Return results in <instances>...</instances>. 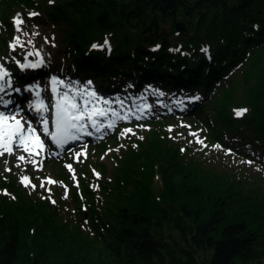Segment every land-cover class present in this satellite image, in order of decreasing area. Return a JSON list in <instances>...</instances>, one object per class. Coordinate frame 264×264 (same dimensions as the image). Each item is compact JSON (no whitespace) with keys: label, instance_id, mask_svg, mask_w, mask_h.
<instances>
[{"label":"trees","instance_id":"16d2710c","mask_svg":"<svg viewBox=\"0 0 264 264\" xmlns=\"http://www.w3.org/2000/svg\"><path fill=\"white\" fill-rule=\"evenodd\" d=\"M18 7L66 24L77 72L91 73L102 89L121 77L137 86L201 88L206 96L217 89L199 109L208 137L223 142L228 132L238 133L264 156V0H3L2 31L12 30ZM108 36L109 50L93 47ZM9 51L0 32V53ZM238 67L241 82L218 85ZM236 108L248 114L239 120ZM129 146L115 153L109 179L108 166L91 162L103 172L102 200L81 177L82 210L73 189L72 210L78 224L87 220L84 233L69 221L57 223L43 202L0 195V264H264V176L193 164L161 127ZM83 172L92 176L89 166ZM17 186L10 174L0 177V188ZM97 245L100 255L92 256Z\"/></svg>","mask_w":264,"mask_h":264},{"label":"rangeland","instance_id":"374dc122","mask_svg":"<svg viewBox=\"0 0 264 264\" xmlns=\"http://www.w3.org/2000/svg\"><path fill=\"white\" fill-rule=\"evenodd\" d=\"M1 1L3 0H0V2ZM16 11V15H12L13 17L9 20L12 23V30H10L9 33L7 31H2V34L8 38V44L10 43L11 47L9 53L0 55V63L9 73V78L6 79L5 83L10 79L11 84L15 83V85L13 84V89L19 88L22 90L23 82H21L22 84L20 83V80L17 77L18 72L15 69L20 68V65L27 61L33 63L36 61L37 57L42 56L45 61L42 69L35 72L29 70L25 75L30 77L29 85L39 86L40 84V87L45 88L47 92L45 100L47 102L50 103L49 95L52 87L51 81L55 78L64 81L65 85L69 82H73V91L84 93L85 98L87 97V92L95 91L101 100L111 101V111H115L126 118H116L113 121L115 127L103 132L102 138L101 134H99L96 138L87 139L82 143L70 146L63 152L54 149L50 143L46 142L44 150L39 156L28 157V155L23 153L22 150L15 149L14 155L10 156L5 154L3 157H0V177L5 175L6 172H10L6 171V169H11V171H13V176L18 183H21V178L23 176L30 178V185L28 187H2L0 188V195L9 197L12 200H19V197L23 196L27 200L43 202L47 205L48 211L55 213V220L57 223L60 224L69 221L71 224H77L78 231L84 233L86 221L84 225L76 222L74 212L71 209V200L73 197L72 190L60 179V177H58V174L63 173L70 176L73 183H75L74 185L79 187L78 180L81 176L79 169H83L84 165H89L87 158L90 157L89 153H92L97 157L99 162L108 166L109 172L106 173V176L107 179H109L111 171L117 167L114 165V153L119 148H121V150L125 149V147L127 148V141H133L135 138L137 139L135 144L137 147L138 141H143L146 137L150 136L152 129L159 127L166 132L169 144H174V146L177 147L178 153L180 154L183 152L187 160L191 161L193 164L198 161L202 165H209L215 168L217 174L223 172L229 174L233 173L234 176L248 177L252 180L257 179L255 176L261 175L262 177L264 175V167L260 166L262 165L260 163L264 162L261 151L254 157L255 160L257 159L256 161L248 160L246 158L241 159V157L238 158L236 157V152L230 148H223L220 145L219 147H216L217 144H210L209 139L202 134L199 126L195 127L194 122L191 123L188 121L190 116L192 117L199 108H202L211 100L210 97L213 95L212 93L208 95L204 101L200 95L202 94L200 89L191 92V90L185 91L186 89L182 91H174L175 89L164 88L157 84L137 86L136 84L134 85L132 80L124 81L122 77L119 78L118 81H124V88H121L118 93L112 92L113 94H105L107 96L103 97L101 94H104L103 91L105 89H102L95 80H92L90 76L91 73H88L86 78H82L77 72L74 59L69 55V46L64 42L66 39V33L68 32L66 24L61 25L60 23L55 22L44 12H41L39 16H30L29 14L34 12L33 9L18 7L16 8ZM17 18L23 20V24L19 26L22 31L19 32L16 31V26L14 25V21ZM168 27H170V24H164L165 31H167ZM16 37H19V45H16ZM109 40L110 37L108 36L103 43L96 45V49L100 48L109 50ZM106 41L107 43H105ZM13 45H16L14 51L12 50ZM91 49H93V47H91ZM29 51H31L33 55L27 56ZM36 52H39L40 55H35ZM241 70V67L236 68L230 73V75H227L224 80L220 81L218 85L226 86L230 81L241 82ZM44 73L47 77L44 76L43 79L34 78L35 76ZM88 81L91 83L89 84ZM26 83L27 82L24 84ZM5 88H7V91L0 97H3L4 101L10 100L11 103H13V98L9 96L11 92H9L7 86ZM24 95L25 93L23 96ZM197 97L199 100L195 102V104H191V101L193 102ZM23 102L24 99L20 102H16L14 104L16 107L12 110V113L19 114V112H21L27 121L32 125H37L40 117L36 116L37 119L35 120V123L31 121L32 117L26 113V110L30 108V105ZM0 106H3V104H0ZM149 107H151V109L145 111V108L149 109ZM239 111L246 113L248 110L245 108L234 110V114L237 118ZM208 112L209 117H216V111L214 109H210ZM31 115L33 114L31 113ZM166 120L169 121L166 122ZM194 120L200 124L204 123L202 118L195 117ZM127 128H131L135 135L132 133H125L122 135ZM138 130H140L139 134H137ZM41 131H43V129ZM197 139L203 140L204 144L197 143ZM227 142L230 143L229 145L232 143L235 144V149H241L237 148L238 146H241L242 142L238 133H234V135L228 134ZM244 147L248 151L251 149L248 145H245ZM106 148L109 150H106ZM77 153H86V155H80L77 157ZM19 155H25V161L18 160ZM94 156H91L90 159ZM70 157H73V160L70 161ZM249 161H251V163H249ZM17 165H19V167H17ZM68 165L72 166V171H69ZM201 167L204 169V166ZM62 168L63 171L61 170ZM156 169L157 167L155 166V170ZM93 174L95 177L93 179L88 177L87 181L94 189H96L98 198L102 200L98 183V180L101 179L100 172L93 170ZM49 180H54L56 183L50 184L48 183ZM32 181L35 187L41 189L43 193H35V188L31 186L33 185L31 183ZM159 183L160 181L156 177L155 183L153 184L156 192L160 189V186L158 185ZM41 184L44 186L41 187ZM57 188H59V190L52 193V191ZM44 193L52 194L46 197ZM159 195L161 196L160 192H157L156 197L158 201L162 203L158 197ZM53 200L55 203H52ZM49 204L51 205L50 207ZM84 204L87 205V202H84ZM101 248L102 247L98 245L94 246L92 249L93 252L91 253L92 256L100 255L99 250ZM73 255L78 256L80 254L73 253ZM102 256L104 257V252L102 253Z\"/></svg>","mask_w":264,"mask_h":264},{"label":"snow or ice","instance_id":"6c2138e0","mask_svg":"<svg viewBox=\"0 0 264 264\" xmlns=\"http://www.w3.org/2000/svg\"><path fill=\"white\" fill-rule=\"evenodd\" d=\"M30 16H37L39 13H30ZM23 24V20L17 18L14 21L16 26V31H22L19 27ZM107 43V41L105 42ZM20 44L19 37H16V45ZM16 45L12 46V50H15ZM22 46V45H21ZM93 47H97L94 45ZM33 53L29 51L27 56H31ZM35 55L39 56L40 53L36 52ZM21 68H35L37 64L28 63L21 64ZM6 78H9V73L0 65V93L5 91V87H11L10 79L6 81ZM52 92L55 94L56 99L52 107H54V131H49V121L44 118L43 112L48 109L43 103L30 105L34 107L35 111L41 113L40 120L43 124V134L45 136H50L52 142L55 145L62 147L69 141L78 140L81 138V134L92 135L93 133L87 132L89 126L94 129L96 133H101V138L103 135L102 129L106 126L108 129L115 127V124L112 122L105 124L99 123L97 118H103L111 116L113 118L125 119L126 117L121 116L119 113L110 110L111 101L101 100L97 96L95 91L87 92V97L85 98L84 93L80 91H73V82H69L65 85L64 81L52 79ZM90 84L91 82L88 81ZM57 85L63 86L65 90L63 92L58 91ZM15 91L19 92L20 89L17 88ZM198 99V97H197ZM96 103H93V102ZM11 101H4L3 97H0V104H3L7 108L8 104ZM103 104L109 107H97L96 105ZM91 105V107H90ZM18 111V110H17ZM242 114V113H241ZM90 122V125H89ZM27 125V127H25ZM135 133L131 128L124 130V133ZM195 135V134H193ZM197 143L204 144V141L197 139ZM206 146V145H205ZM44 141L41 139L40 135L37 134L36 129L32 127V124L29 121H22L18 118L17 114H5L0 112V157H3L5 154L14 155L15 149L22 150L23 153H26L28 157L39 156L44 150ZM216 147H219L217 145ZM183 151V149H182ZM77 157L80 155H86V153H77ZM25 155H19L18 160L25 161ZM251 163V161H249ZM19 167V165H17ZM69 171H72V166L68 165ZM6 171H11V169H6ZM21 183L25 186H29V178L23 176ZM48 183H56L54 180H49ZM35 188V185H31ZM44 185L41 184V187ZM7 194V193H5ZM66 198V197H65ZM52 203H55L53 200Z\"/></svg>","mask_w":264,"mask_h":264},{"label":"water","instance_id":"95a60500","mask_svg":"<svg viewBox=\"0 0 264 264\" xmlns=\"http://www.w3.org/2000/svg\"><path fill=\"white\" fill-rule=\"evenodd\" d=\"M161 2L163 3V5H168L172 2V0H161ZM185 24L184 23H178L177 25V30L180 32L184 29Z\"/></svg>","mask_w":264,"mask_h":264},{"label":"bare ground","instance_id":"6f19581e","mask_svg":"<svg viewBox=\"0 0 264 264\" xmlns=\"http://www.w3.org/2000/svg\"><path fill=\"white\" fill-rule=\"evenodd\" d=\"M3 93H4V92H3ZM96 106H97V107H107V105L98 104V103H97V105H96ZM108 122H110V121H108V120H107V121H106V123H108ZM89 124H90V122H89Z\"/></svg>","mask_w":264,"mask_h":264}]
</instances>
